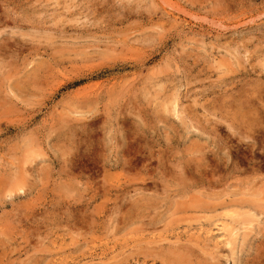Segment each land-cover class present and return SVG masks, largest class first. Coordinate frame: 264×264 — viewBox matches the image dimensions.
<instances>
[{"label": "rangeland", "instance_id": "374dc122", "mask_svg": "<svg viewBox=\"0 0 264 264\" xmlns=\"http://www.w3.org/2000/svg\"><path fill=\"white\" fill-rule=\"evenodd\" d=\"M263 208L264 0H0V264H264Z\"/></svg>", "mask_w": 264, "mask_h": 264}, {"label": "bare ground", "instance_id": "6f19581e", "mask_svg": "<svg viewBox=\"0 0 264 264\" xmlns=\"http://www.w3.org/2000/svg\"><path fill=\"white\" fill-rule=\"evenodd\" d=\"M166 4H167V3H166ZM168 5H169V4H168ZM157 49H158V48H157ZM239 57H240V56H239ZM231 71H232V70H231ZM171 104H172V103H171ZM175 104H176V103H175ZM170 107H172V106H170ZM174 109H175V107H174ZM171 111H172V110H171ZM240 111H241V109H240ZM180 113H181V112H180ZM237 113H238V112H237ZM239 113H240V112H239ZM242 114H243V113H242ZM243 115H244V114H243ZM182 116H183V115H182ZM242 118H245V117H242ZM212 129H213V128H212ZM143 181H144V180H143ZM139 188H140V187H139ZM154 192H155V191H154ZM215 196H216V195H215ZM207 197H208V196H207ZM261 203H262V202H261ZM215 204H216V203H215ZM218 204H220V203H218ZM202 205H203V204H202ZM262 205H263V204H262ZM209 206H210V205H209ZM216 206H217V205H216ZM216 206H215V207H216ZM218 206H219V205H218ZM236 206H237V205H236ZM199 207H200V206H199ZM220 207H221V206H220ZM226 207H227V206H226ZM255 208H256V207H255ZM196 209H198V207H197ZM203 209H204V208H203ZM227 209H228V208H227ZM263 209H264V208H263ZM198 210H199V209H198ZM198 210H197V211H198ZM213 210H214V209H213ZM216 210H217V208H216ZM218 210H219V208H218ZM220 210H221V209H220ZM234 210H235V209H234ZM248 210H249V209H248ZM201 211H202V210H201ZM206 211H207V210H206ZM211 211H212V210H211ZM214 211H215V210H214ZM232 211H233V210H232ZM232 211H231V212H232ZM207 212H209V211H207ZM207 212H206V213H207ZM226 212H227V211H226ZM249 212H250V211H249ZM251 212H252V211H251ZM229 213H230V212H229ZM232 213H233V212H232ZM210 214H211V213H210ZM235 214H236V211H235ZM238 214H239V213H238ZM259 214H260V213H259ZM213 215H215V214L213 213ZM225 215H227V214H225ZM242 215H243V214H242ZM254 215H255V214H254ZM220 216H221V215H220ZM255 216H256V215H255ZM234 218H235V216H234ZM206 219H207V218H206ZM231 219H233V218H231ZM231 219H230V220H231ZM249 219H250V218H249ZM204 221H205V220H204ZM235 221H236V220H235ZM240 221H241V220H240ZM249 221H250V220H249ZM201 223H202V222H201ZM203 223H204V222H203ZM217 223H218V222H217ZM222 223H223V222H222ZM251 223H252V222H251ZM219 224H220V223H219ZM228 224H229V223H228ZM234 224H235V223H234ZM236 224H237V223H236ZM240 224H241V223H239V226H240ZM201 225H202V224H201ZM203 225H204V224H203ZM216 225H217V224H216ZM247 225H248V224H247ZM247 225H246V226H247ZM172 226H173V225H172ZM239 226H238V228H240ZM177 227H178V226H177ZM218 227H219V226H218ZM228 227H229V226H228ZM228 227H227V228H228ZM233 227H236V226H233ZM198 228H199V227H198ZM198 228H197V229H198ZM243 228H244V227H243ZM211 229H212V228H211ZM230 229H231V227H230ZM184 230H186V229H184ZM184 230H182V231H184ZM223 230H224V229H222V231H223ZM199 231H200V230H199ZM208 231H209V230H208ZM213 231H214V230H213ZM167 232H168V231H167ZM177 232H178V231H177ZM179 232H180V231H179ZM204 232H205V230H204ZM187 233H188V232H187ZM196 233H197V231H196ZM199 233H200V232H199ZM229 233H230V232H229ZM231 233H232V232H231ZM237 233H239V232H237ZM134 234H135V235H139V234H136V233H134ZM177 234H178V233H177ZM188 234H189V233H188ZM188 234H187V235H188ZM223 234H224V232H223ZM171 235H172V234H171ZM178 235H179V234H178ZM181 235H182V234H181ZM181 235H179V236H181ZM196 235H197V234H196ZM210 235H211V234H210ZM219 235H220V234H219ZM219 235H217V236H219ZM141 236H142V235H141ZM185 236H186V235H185ZM190 236H191V234H190ZM225 236H226V235H225ZM143 237H144V236H143ZM143 237H142V238H143ZM200 237H201V236H200ZM209 237H210V236H209ZM232 237H233V236H232ZM179 238H180V237H179ZM218 238H219V237H218ZM220 238H221V236H220ZM235 238H236V237L234 236L232 240H234ZM139 239H140V238H139ZM170 239H172V238H170ZM180 239H181V238H180ZM180 239H179V240H180ZM236 239H237V238H236ZM135 240H137V239H135ZM145 240H146V239H145ZM161 240H162V239H161ZM161 240H160V241H161ZM181 240H182V239H181ZM181 240H180V241H181ZM184 240H185V239H184ZM199 240H200V239H199ZM214 240H215V239H214ZM226 240H227V238H226ZM173 241H174V239H173ZM162 242H163V241H162ZM165 242H166V241H165ZM177 242H178V241H177ZM192 242H194V241H192ZM211 242H212V241H211ZM213 242H214V241H213ZM229 242H230V241H229ZM232 242H233V241H232ZM234 242H236V241H234ZM134 243H135V242H134ZM134 243H133V244H134ZM149 243H150V242H149ZM185 243H186V241H185ZM208 243H209V242H208ZM222 243H223V242H222ZM224 243H225V242H224ZM224 243H223V244H224ZM189 245H191V243H189ZM189 245H188V246H189ZM213 245H214V244H213ZM232 245H233V244H232ZM232 245H230V246H232ZM174 246H177V245L174 244ZM184 246H185V245H184ZM191 246H192V245H191ZM191 246H190V247H191ZM215 246H216V245H215ZM154 247H155V246H154ZM193 247H196V246L194 245ZM207 247H209V246H207ZM223 247H224V246H223ZM226 247H227V246H226ZM174 248H175V247H174ZM181 248H182V247H181ZM184 248H185V247H184ZM209 248H210V247H209ZM227 248H228V247H227ZM227 248H226V249H227ZM232 248H233V247H232ZM176 249H178V248H176ZM186 249H187V248H186ZM186 249H184V250L186 251ZM188 249H189V248H188ZM190 249H191V248H190ZM228 249H229V248H228ZM234 249H235V248H234ZM131 250H132V249H131ZM169 250H170V249H169ZM197 250H199V249H197ZM212 250H213V249H212ZM229 250H230V249H229ZM185 251H184V252H185ZM187 251H188V250H187ZM189 251H190V250H189ZM189 251H188V253H189ZM194 251H195V250H194ZM194 251H193V253H194ZM231 251H232V249H231ZM126 252H127V251H126ZM197 252H198V251H197ZM234 252H235V251H234ZM186 253H187V252H186ZM188 253H187L186 255H188ZM204 253H205V252H204ZM214 253H215V252H214ZM197 254H200V253L198 252ZM220 254H221V253H220ZM177 255L179 256L178 253H177ZM207 255H208V254H207ZM214 255H215V254H214ZM115 256H116V255H115ZM146 256H147V255H146ZM175 256H176V255H175ZM188 256L190 257V253H189ZM194 256H195V255H194ZM209 256H210V255H209ZM38 257H39V256H38ZM109 257H110V256H109ZM122 257H123V256H122ZM200 257H201V256H200ZM207 257H208V256H207ZM176 258H178V257H176ZM176 258H175V259H176ZM190 258H191V257H190ZM215 258H216V257H215ZM176 261H177V259H176ZM200 261H201V260H200ZM179 262H181V261H179ZM180 264H181V263H180ZM185 264H186V263H185Z\"/></svg>", "mask_w": 264, "mask_h": 264}]
</instances>
